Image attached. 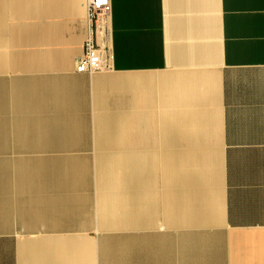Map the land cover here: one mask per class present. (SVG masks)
<instances>
[{"label":"crops","instance_id":"1","mask_svg":"<svg viewBox=\"0 0 264 264\" xmlns=\"http://www.w3.org/2000/svg\"><path fill=\"white\" fill-rule=\"evenodd\" d=\"M110 1L0 0V146L80 135L0 158V264H264V0Z\"/></svg>","mask_w":264,"mask_h":264},{"label":"rangeland","instance_id":"2","mask_svg":"<svg viewBox=\"0 0 264 264\" xmlns=\"http://www.w3.org/2000/svg\"><path fill=\"white\" fill-rule=\"evenodd\" d=\"M107 68H105V69H107ZM105 69L100 70V71H96V72H92V73L96 74L99 72H104ZM78 128L82 132L84 130L87 131V135H84V136L81 135V138H83V139L87 138L86 140L76 141L79 143L78 146H80L81 150H83L86 153H75L73 157H77V158H79L80 156L84 157V158L88 159L89 162L92 164L93 163L92 162L93 161V159H92L93 158V152H91L90 150H91V147L95 146L94 142H92L93 126H90V127H74L73 129L77 130ZM88 131H90V132H88ZM26 132L30 133L32 136L26 137V138H18V139H14V140H12V139L2 140V144H1L2 146H0V151H1L2 155L0 156V158H8V161H9L8 164H9V171L10 172H11V170H16V169L22 170V162L20 161L19 158H21L22 155L26 153L25 152L26 147L31 148V146H33V149H36L34 146L38 145V143H43V144H46L47 148H50L52 146L51 142L57 141L58 139H68V138L74 139V138L80 137V135H78V134H74V135L71 134V136H67V135L64 136L61 132H59V131L57 132L55 130V128L42 129V130L41 129L26 130V131H24V134ZM12 142L14 143V145L10 144ZM34 153H36V150H34ZM39 154H40V156H43V155H47L48 153L40 152ZM126 159H127L126 153L120 154L118 156V160H119V162L117 163L118 168L120 167L121 160H123V162H124V161H126ZM51 162H53V161L47 158V161H46L47 166H48L47 169H50V165H48V164ZM43 171H46V172H43L44 174L48 173L47 170H43ZM27 175H26L27 180H33L32 175H34V174L31 171L29 173H27ZM44 176H46V175H44ZM118 183L115 182V185ZM107 191H112V192L114 191L115 192V198L118 200H121V198L119 197L120 194L116 193L117 190L115 189V186L106 188V193H107ZM106 193H104V196H103L104 199L107 197ZM122 207H126V206L125 205L117 206L115 208V210H111V211H113L112 216H111V218L107 219V222H109L113 226H119L120 224H118V223H120V221H121L120 218H121ZM124 217H125V215H124ZM130 250L132 251V249H130ZM107 264H119V260L118 259H112V260H110V262L108 260ZM125 264H131V262L126 261Z\"/></svg>","mask_w":264,"mask_h":264},{"label":"built area","instance_id":"3","mask_svg":"<svg viewBox=\"0 0 264 264\" xmlns=\"http://www.w3.org/2000/svg\"><path fill=\"white\" fill-rule=\"evenodd\" d=\"M111 8L110 0H89L88 14L90 20H106ZM84 52L76 61L79 72H96L110 66L107 46L100 45L94 36L90 35L84 42Z\"/></svg>","mask_w":264,"mask_h":264}]
</instances>
